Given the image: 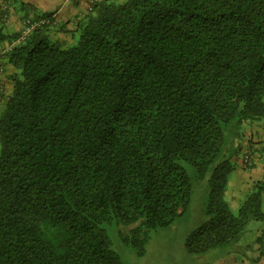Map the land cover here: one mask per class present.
<instances>
[{
    "label": "trees",
    "instance_id": "1",
    "mask_svg": "<svg viewBox=\"0 0 264 264\" xmlns=\"http://www.w3.org/2000/svg\"><path fill=\"white\" fill-rule=\"evenodd\" d=\"M24 28L0 29V264H123L102 225L142 256L203 182L190 255L264 222V180L225 200L227 137L264 120V0H101L67 47Z\"/></svg>",
    "mask_w": 264,
    "mask_h": 264
},
{
    "label": "crops",
    "instance_id": "2",
    "mask_svg": "<svg viewBox=\"0 0 264 264\" xmlns=\"http://www.w3.org/2000/svg\"><path fill=\"white\" fill-rule=\"evenodd\" d=\"M99 1L101 0H0V29L8 35L18 34L24 28L25 19L49 18L51 23L47 27L52 39L67 47L76 42L81 24ZM10 47L7 41L0 44V87L5 91L4 84L8 83L9 93V75L13 70L6 65L7 57L4 52L6 54ZM229 139L226 151L230 150L228 156L236 162L234 172L237 173V181H229L228 187L231 185L232 188L227 189L225 199L231 209H236L241 200L240 194L250 193L256 182L264 180V120L232 129ZM247 153L253 158L254 165L251 168L242 164V157ZM227 195L230 196V201ZM204 214L206 215V211ZM206 219L207 217L204 222ZM253 232L251 237L245 239L243 247L231 248L211 264H264V222L262 227H256Z\"/></svg>",
    "mask_w": 264,
    "mask_h": 264
},
{
    "label": "rangeland",
    "instance_id": "3",
    "mask_svg": "<svg viewBox=\"0 0 264 264\" xmlns=\"http://www.w3.org/2000/svg\"><path fill=\"white\" fill-rule=\"evenodd\" d=\"M9 87L10 85L8 83L4 84V89H6L7 92L6 90L2 92L5 95L9 93ZM229 140V137H227V144L229 143ZM230 148L231 146H229V149ZM229 153L230 150L226 151V157L228 158L230 157L228 156ZM232 162L236 165L234 160H232ZM190 173H193L191 169ZM231 180H233V182L237 181V173L234 171L229 175V181L231 182ZM228 185L227 189L231 190V185L229 187ZM208 193V188L204 182L197 184L185 214L175 220L169 227L153 230L150 233V238L147 244L145 245V254L142 256H139L135 249L126 245L122 241V236L127 235L135 226L125 227L113 222L112 224H103L102 227L106 230L107 235L111 240L112 249L120 257L123 264H211L218 258V256L224 255L225 252L227 253L231 248H234L235 246L243 247L245 239L253 235V230L256 227H262L263 222L250 221L247 224L240 241L236 244L211 250L204 255H190L186 251V239L192 231L202 225L204 218L207 217L204 212L206 211L208 203ZM248 194H240L241 200L238 202V208L231 209L229 206L230 209L233 210V213H238L239 208L246 201ZM227 199L230 201L229 195H227Z\"/></svg>",
    "mask_w": 264,
    "mask_h": 264
},
{
    "label": "built area",
    "instance_id": "4",
    "mask_svg": "<svg viewBox=\"0 0 264 264\" xmlns=\"http://www.w3.org/2000/svg\"><path fill=\"white\" fill-rule=\"evenodd\" d=\"M50 23H51V21L49 20V18H43V19H37V20L33 19V18H28L27 20H25V24H24L25 28H24V31H23L21 38L26 37L32 30H34L36 28L49 26ZM242 164L246 168L253 167L254 162H253V158L250 155V153L243 155Z\"/></svg>",
    "mask_w": 264,
    "mask_h": 264
}]
</instances>
